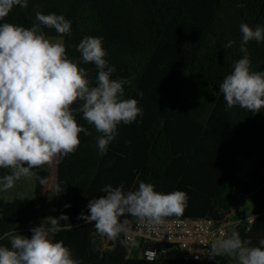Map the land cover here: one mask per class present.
Instances as JSON below:
<instances>
[{
    "label": "trees",
    "instance_id": "obj_1",
    "mask_svg": "<svg viewBox=\"0 0 264 264\" xmlns=\"http://www.w3.org/2000/svg\"><path fill=\"white\" fill-rule=\"evenodd\" d=\"M36 10L71 21V35L60 36L46 27L42 31L62 39L67 56L88 71L93 84L98 70L93 63H80L76 46L85 36L102 37L106 59L115 67L111 78L127 80L124 98L137 99L143 114L130 125H119L101 154V133L75 111L80 102L74 104L77 123L91 135L81 132L78 149L56 159L52 196L47 192L52 169L46 164L33 169L34 196L0 197V245L10 246V233L31 238L37 219L63 214L69 219L60 223L69 227L54 240H62L80 264L231 263L228 256L186 260L177 249L155 260L129 256L124 233L113 241L94 224L77 219L89 214L91 199L104 195L102 187L123 183L128 191L144 181L164 194H187L184 213L172 217H207L216 224L240 220L231 233L239 232L250 247H261L264 109L256 114L239 107L226 110L219 85L243 56L240 24L264 25V0H28L27 8L14 6L0 23L31 27ZM230 40L236 43L225 49ZM247 48L252 69L264 71V43L251 41ZM243 158H255L256 167L242 175ZM10 171L0 169V176ZM243 194L254 204L252 221L231 216ZM120 219L137 221L127 215Z\"/></svg>",
    "mask_w": 264,
    "mask_h": 264
},
{
    "label": "clouds",
    "instance_id": "obj_2",
    "mask_svg": "<svg viewBox=\"0 0 264 264\" xmlns=\"http://www.w3.org/2000/svg\"><path fill=\"white\" fill-rule=\"evenodd\" d=\"M14 6L27 8L28 0H0V21ZM44 27L60 36L71 35V21L64 15L40 10L35 11L31 27L0 23V169L11 170L0 176V191L32 176L33 169L74 153L80 146L81 132L91 135L73 114L72 106L77 102L75 111L101 133L97 139L101 154L107 152L119 125H130L143 114L137 99L124 98L127 80L111 78L115 67L106 59L102 37L85 36L76 46L80 63H93L98 70L93 84L88 71L67 56L64 43L49 39ZM239 29L243 56L233 62L219 93L226 110L239 107L256 114L264 109V71L252 69L247 45L251 41L264 43V25L253 28L241 23ZM235 43L230 40L223 47L232 48ZM101 192L104 195L89 201V214L81 213L77 219L94 224L97 232L113 241L126 232L129 221H121V217L161 224L168 217L182 215L188 200L183 191L164 194L144 181L135 190L125 191L122 183L118 187L106 185ZM68 219L63 214L48 218L30 229L31 238L10 233V246L0 245V264H80L62 240H54L56 233L69 227L60 221ZM250 243L242 240L239 232L221 233L212 241L208 255L228 256L237 264H264V239L259 241L261 247H250Z\"/></svg>",
    "mask_w": 264,
    "mask_h": 264
},
{
    "label": "built area",
    "instance_id": "obj_3",
    "mask_svg": "<svg viewBox=\"0 0 264 264\" xmlns=\"http://www.w3.org/2000/svg\"><path fill=\"white\" fill-rule=\"evenodd\" d=\"M239 221L216 224L207 217H168L161 224H151L137 220L126 226L124 241L129 256L155 260L177 249L186 260H209L212 241L221 233L230 235Z\"/></svg>",
    "mask_w": 264,
    "mask_h": 264
},
{
    "label": "rangeland",
    "instance_id": "obj_4",
    "mask_svg": "<svg viewBox=\"0 0 264 264\" xmlns=\"http://www.w3.org/2000/svg\"><path fill=\"white\" fill-rule=\"evenodd\" d=\"M53 42L60 41L62 42V39L59 37H48ZM243 165L240 174H246L249 171L255 169L256 167V161L255 158H243L242 159ZM52 169V176L50 179V182L48 184V195L52 196L55 190V177H56V159L51 164ZM36 192V180L35 175L29 177H22L20 180L15 182V185L13 188L9 189L8 191H0V197L6 200H12L16 197L20 196H34ZM255 215V207L253 202L250 199L249 195L243 194L241 196L240 201L236 202L233 206L232 214L231 216L233 218H251ZM54 218V217H50ZM48 220V218L44 219H37L35 221V226H40L43 221ZM47 223V222H46ZM233 225L231 226V228Z\"/></svg>",
    "mask_w": 264,
    "mask_h": 264
},
{
    "label": "crops",
    "instance_id": "obj_5",
    "mask_svg": "<svg viewBox=\"0 0 264 264\" xmlns=\"http://www.w3.org/2000/svg\"><path fill=\"white\" fill-rule=\"evenodd\" d=\"M256 216V214L255 215H253V217H255ZM233 221H235V220H233ZM230 264H237V262H236V260L233 258V260L231 261V263Z\"/></svg>",
    "mask_w": 264,
    "mask_h": 264
},
{
    "label": "water",
    "instance_id": "obj_6",
    "mask_svg": "<svg viewBox=\"0 0 264 264\" xmlns=\"http://www.w3.org/2000/svg\"><path fill=\"white\" fill-rule=\"evenodd\" d=\"M194 45H196V46H197V45H198V43H194Z\"/></svg>",
    "mask_w": 264,
    "mask_h": 264
}]
</instances>
